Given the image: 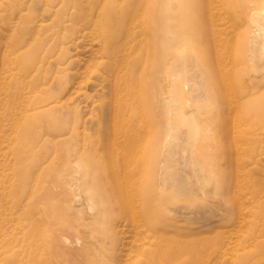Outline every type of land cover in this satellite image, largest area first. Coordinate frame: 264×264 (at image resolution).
<instances>
[{"label":"rangeland","instance_id":"374dc122","mask_svg":"<svg viewBox=\"0 0 264 264\" xmlns=\"http://www.w3.org/2000/svg\"><path fill=\"white\" fill-rule=\"evenodd\" d=\"M175 1L0 0V264H45L26 241L40 217L54 242L85 246L81 259L59 255L58 264H156L161 244L177 242H187L190 264H264V75L250 41L263 0H177L174 9ZM203 3L208 26L195 34L189 26ZM131 6L142 20L127 38L130 25L120 22ZM166 17L184 25L177 54L163 42ZM201 84L207 106H184ZM193 111L202 124L197 141L183 124ZM171 137L185 142L183 152L164 148ZM182 155L205 170L195 199H181L185 218L173 219L169 207L181 205L171 197L175 176H191ZM77 175L93 202L79 225L65 190L73 194ZM159 202L167 214L154 223L178 231L173 243L145 217Z\"/></svg>","mask_w":264,"mask_h":264},{"label":"bare ground","instance_id":"6f19581e","mask_svg":"<svg viewBox=\"0 0 264 264\" xmlns=\"http://www.w3.org/2000/svg\"><path fill=\"white\" fill-rule=\"evenodd\" d=\"M168 0H165V2H167ZM200 1L201 0H199V2L198 3H200ZM107 2H108V0H107ZM185 2V1H184ZM115 3V2H114ZM113 3V4H114ZM104 4V3H103ZM116 4V3H115ZM99 5V4H98ZM111 5V4H110ZM198 5V6H197ZM196 5V9H201V12H198V13H196V11L194 12V14H193V20L191 21V25L189 26L191 29H193V32H194V30H196L197 28H206L207 26H208V21L204 18V14H207L206 12L203 14V12L205 11V8L206 7H208L207 6V4H205V3H203V5L202 4H197ZM106 6V5H105ZM109 6V5H108ZM111 6H113V5H111ZM111 6H109V7H111ZM142 7V6H141ZM143 7H144V5H143ZM179 7H181V2H179V1H175V6H174V9H179ZM114 8H116V7H114ZM119 8V4H118V6H117V8L116 9H118ZM129 8V10H130V12L131 13H128V15H125V18H124V20H122L121 22H120V24H121V28H123V26H125V25H130L127 29H126V37L128 38L130 35H132L133 34V29H135L134 27H136V26H139L140 25V22H138V20L140 19V20H142V17L141 16H138L137 14H135V16L133 17L132 16V12L133 11H135L136 9H134L135 7L134 6H131V7H128ZM102 9V8H101ZM116 9H114V10H116ZM144 9V8H143ZM200 11V10H199ZM257 14H256V17L258 18V21L259 22H257V24H256V26H255V28H254V30H253V32H252V35H251V39H250V41L252 42V44H253V46H254V49H255V55H256V58H257V60H258V63H259V65H260V69L259 70H261V71H258V72H261V73H263V75H264V0L261 2V4H260V6L257 8V12H256ZM131 14V15H130ZM207 17V16H206ZM175 18V17H174ZM227 18V17H226ZM166 19L168 20V22L166 21V23H165V25L162 27L164 30H166L168 33H169V31L168 30H170V36H167V35H165L164 37H163V42H165L166 43V47H168L169 45H173V48L175 49V51H176V54H177V51L179 50V48H180V46H181V42H184L186 39H187V37H186V35H184L183 34V27H184V25H183V23L182 22H180V20L179 19H176L175 18V21H174V23H172V26L170 25V18H168V17H166ZM128 22V23H127ZM124 23H126L125 25H122V24H124ZM138 23H139V25H138ZM143 23V22H142ZM169 23V24H168ZM118 24V23H117ZM233 24V23H232ZM107 25V23L105 24V26ZM115 26H116V23H115ZM143 26H145L144 25V23H143ZM140 27V26H139ZM142 27V26H141ZM137 28V27H136ZM113 29H116V28H113ZM144 29V27L142 28V30ZM198 30V29H197ZM140 31V30H139ZM143 31H145V30H143ZM117 32H119V31H117ZM142 32V31H141ZM191 32V31H190ZM192 32V33H193ZM192 33H191V35H192ZM195 33V32H194ZM237 33V32H236ZM99 34H100V32H99ZM196 34V33H195ZM188 36H190V33L188 34ZM206 36V35H205ZM99 37H100V35H99ZM192 37H194L193 35H192ZM130 38V37H129ZM236 39H237V37H236ZM97 40V39H96ZM207 40V39H206ZM206 42V41H205ZM236 42V41H235ZM210 43V42H209ZM204 44H206L207 45V43H204ZM206 48H207V46H206ZM252 51L253 50H251V53H252ZM17 52V51H16ZM182 52V51H181ZM195 54V53H194ZM216 54V53H215ZM254 54V53H253ZM181 56V55H180ZM252 56L253 55H250V57L252 58ZM17 57H18V55H17ZM175 59H174V64H176V58L177 57H174ZM120 60V59H119ZM17 61H20V60H18V58H17ZM32 61V60H31ZM250 62H252V61H250ZM115 65V64H114ZM248 65V64H247ZM259 68V67H258ZM257 68V69H258ZM21 69H23V68H21ZM220 70V69H219ZM118 72V71H117ZM121 72V71H120ZM179 73H181V72H179ZM188 74H190V76H191V79H190V82H191V84H192V86L194 87V77H193V75H191V73H188ZM257 74V73H256ZM25 75H27V74H25ZM256 76V75H255ZM260 76V75H259ZM259 76H256V77H259ZM262 77V76H261ZM172 80H174V78L172 77L171 78ZM183 81H184V79H182ZM196 80H198V78H196ZM185 83V88H190V83L188 82V81H185L184 82ZM201 83V82H200ZM138 86L140 85L139 83L137 84ZM117 86V85H116ZM204 89V87H203V85L201 84V87H200V90L198 89V90H195V96H194V101L193 102H196V104H194L192 101H188V102H186V103H183L184 104V106H187V107H192L193 105H194V107H202L203 108V104H205V106H207L206 105V98H207V94L209 93V90L207 91V90H203ZM31 88L28 90V92L31 94L32 92H31ZM201 92V93H200ZM200 93V94H199ZM220 99V98H219ZM25 113V112H24ZM27 114V113H26ZM23 115V117H25L24 116V114H22ZM28 115V114H27ZM30 116V115H29ZM215 117V116H214ZM29 118V119H28ZM1 119V118H0ZM25 119L27 120L26 122H29L30 120H31V122L30 123H37L36 121H38V120H36V118L34 119V117H25ZM216 120H217V118H216ZM2 119H1V121H0V123H2ZM13 121V120H12ZM16 122V121H15ZM39 122H43V120H40ZM213 122H214V120H213ZM3 124H5V123H3ZM19 124H21V123H19ZM183 124L186 126V127H188V129H189V137H191V138H194L195 140L197 139V137H199V135H200V133H201V128H202V124L200 123V120L199 119H195L194 118V111L192 112V113H190V114H187V113H185V115H184V121H183ZM2 124H0V126H1ZM37 125V124H36ZM19 126V125H18ZM211 127V126H210ZM1 128V127H0ZM173 128V127H172ZM2 132V131H1ZM197 141V140H196ZM173 142V143H172ZM175 142H177V141H173V138L171 137L170 138V140H168L167 142L165 141V143H163L166 147H164V148H172V147H174V146H176V148L177 149H180L182 152H183V150H184V146L186 145L185 144V142L184 143H181V145H180V142H178V144L180 145H173ZM127 144V143H126ZM154 150V149H153ZM162 154H163V152H161ZM165 154V153H164ZM68 155V154H67ZM92 155V154H91ZM151 155V154H150ZM63 156V155H62ZM66 156V155H65ZM156 156V155H155ZM182 158H183V155H182ZM63 159V158H62ZM61 159V160H62ZM191 159V162H187V159H184L183 158V161H184V163H183V168L184 169H189V170H191V176L189 175V174H185L184 172L183 173H181V172H178L177 173V175L175 176V179H177L178 180V183L177 184H174V188L172 189V192H171V197L173 198V199H177L176 201H178L179 200V203H181V205L179 204V205H177L176 204V206L174 205V206H171V207H169V210L171 211V215H173L174 217H176V218H173V219H177V217L179 216V215H181L180 217H184L185 216V214H186V212H183V211H180V210H183V208H187L185 205H187L188 203L187 202H181V199L182 198H185V197H188L189 196V198H191V197H193L194 196V199H195V197L197 196V194L201 191V189H199V187H200V183H201V179H202V176H203V173H204V170H205V168H204V166L203 165H201V164H198L197 163V161H196V159L195 158H190ZM151 161V160H150ZM65 163H66V161H65ZM77 163H79V162H77ZM151 164H152V161H151ZM78 165V164H77ZM63 167V166H62ZM123 169V168H122ZM80 170V169H79ZM78 170V171H79ZM124 170H125V168H124ZM62 171V170H61ZM60 171V172H61ZM77 171V172H78ZM82 171H80V174L79 173H77V174H79V175H81L82 173H81ZM86 172H87V170H86ZM89 172H92L91 170L89 171ZM88 172V173H89ZM215 172V171H214ZM114 173V172H113ZM91 174V173H90ZM214 174V173H213ZM88 175H86V177H87ZM91 176H92V174H91ZM91 176H90V178H91ZM81 178H83V177H81ZM81 178H80V176H79V178H78V175H77V178L75 179V180H73V183H72V186H73V188H72V191H73V194H71L70 195V192H69V189L68 188H66L65 190H66V193H69V198L70 199H68V200H70V202H71V204H70V210H72L73 211V215H71V217L72 216H75V217H70L71 219H73V218H75V219H73V220H70V221H74L75 220V222H76V225H79V222L80 223H82L83 224V222H82V218H84L85 216L84 215H90V213L88 212V214H86V210L87 209H85L84 210V208L85 207H87V208H90V209H88V210H91V208H93V202H92V200L91 199H89V198H85V196L87 195L86 194V188L88 189V187H89V184H87V183H85L86 184V186L85 185H83V182H81ZM89 178V179H90ZM214 178V177H213ZM89 179H88V181H89ZM57 180H59V179H57ZM64 180L66 181L67 179H65L64 178ZM60 181V180H59ZM57 183H58V185L59 186H61V185H64V183L63 184H59L60 182H58L57 181ZM57 183H54V184H57ZM89 183V182H88ZM57 185V186H58ZM54 186H56V185H54ZM58 186V187H59ZM62 187V186H61ZM98 187V186H97ZM63 188V187H62ZM83 188H85V190H84V195H83ZM54 189V188H53ZM59 189L60 188H58L57 189V187H56V191L57 192H55L56 193V196H54V194H52L54 197H58V196H61V193H60V195H59ZM61 190H64V189H61ZM106 190V189H105ZM204 190H206L205 188H204ZM53 191V190H52ZM115 191V190H114ZM119 191V190H118ZM62 192V191H61ZM128 192H129V190H128ZM104 193V192H103ZM48 194V193H47ZM86 194V195H85ZM105 194V193H104ZM128 195H129V193H127ZM51 195V196H52ZM58 195V196H57ZM66 195H68V194H65V196ZM102 195V194H101ZM117 195V194H116ZM50 196V197H51ZM62 196H63V193H62ZM84 196V197H83ZM108 196V195H107ZM114 196V195H113ZM18 197V196H17ZM25 197V196H24ZM48 197H49V195H48ZM66 197H68V196H66ZM103 197V196H102ZM101 197V198H102ZM111 197V196H110ZM131 197V196H130ZM129 197V198H130ZM22 198V197H21ZM104 199H105V197H103ZM108 198V197H107ZM53 199V198H52ZM64 199V198H63ZM109 199V198H108ZM47 200L50 202V199H48L47 198ZM47 200H45L46 202H48ZM57 200V199H56ZM67 199H66V201H68ZM102 200V199H101ZM110 200V199H109ZM116 200V199H115ZM160 199H157V201H159ZM59 200H57V202H58ZM60 201H62V200H60ZM128 201V200H127ZM244 201V200H243ZM24 202V201H23ZM45 202V203H46ZM69 202V201H68ZM67 202V203H68ZM105 202H107L108 203V201H105L104 200V203ZM150 202V201H149ZM224 202V201H223ZM242 202V201H241ZM26 203V202H25ZM41 203H42V201H41ZM44 203V204H45ZM63 203H65V201H63ZM119 203V202H118ZM47 204V203H46ZM45 204V205H46ZM50 204V205H49ZM48 205L50 206V207H48V208H55V206H56V208L58 207L57 206V203H55V206H52L51 207V203H49ZM109 204V203H108ZM69 205V204H68ZM104 205V204H103ZM107 205V204H106ZM105 205V206H106ZM120 205V204H119ZM118 205V206H119ZM189 205V204H188ZM224 205V204H223ZM19 206V205H18ZM22 206V205H21ZM66 206V205H65ZM65 206L63 205V207L65 208ZM131 206H133V205H130V207ZM147 206H148V203H147ZM164 205L162 204V202L160 203H157V204H150V207L148 208V207H146L145 208V206H143L146 210H145V217H148V218H150V220H149V224H151L152 222H153V225H152V227L154 228V229H158L159 230V232H161V234H163V235H166V236H163L162 235V237L163 238H169L170 239V237H173L174 239L173 240H170V242H168V243H173V241H175V238H176V235L177 234H173V233H177L178 231H173V230H176V229H171V227H170V225H168V223L166 222V220H165V222L166 223H159V222H157V223H154V221L155 220H157L158 218L159 219H162V217L163 216H166L165 214H167V213H165L164 211H165V208L163 207ZM13 207V206H12ZM120 207H122L121 205H120ZM238 207V206H237ZM56 208H55V210H56ZM60 208V207H59ZM63 208V209H64ZM111 209H112V207H110ZM115 208H117V206L115 207ZM133 208V207H132ZM143 208V209H144ZM40 209H42V208H40ZM67 209V208H66ZM66 209H64V210H66ZM101 209V208H100ZM103 209H105V208H103L102 207V211L100 210V211H98L97 210V212H105L106 213V216H107V208L105 209V210H103ZM212 209V208H211ZM122 210V209H121ZM240 210V209H239ZM42 211V210H41ZM50 211H52L51 209H50ZM53 211H54V209H53ZM57 211V210H56ZM71 211V212H72ZM84 211H85V214H84ZM94 211V210H93ZM92 211V212H93ZM115 211V210H114ZM58 212H60L59 211V209H58ZM62 212H65V213H70L71 214V212H67V211H63L62 210ZM37 213V212H36ZM35 213V214H36ZM101 213H99V214H101ZM105 213H103V215L105 214ZM199 213V212H198ZM48 214H49V212H48ZM60 214H64V213H61L60 212ZM92 214V213H91ZM94 214L95 213H93V215L92 216H94ZM96 214H98V213H96ZM140 214H142V213H140ZM207 214V213H206ZM239 214V213H238ZM37 215V214H36ZM50 215V214H49ZM88 215V216H89ZM198 215V214H197ZM200 215V214H199ZM44 216V215H43ZM52 217L54 216V215H51ZM56 216V215H55ZM68 216V215H67ZM70 216V215H69ZM98 216V215H97ZM99 216H101V215H99ZM140 217H141V215H139ZM191 217L193 216L192 214L190 215ZM29 217H31V216H29ZM35 217V216H34ZM34 217H32V220L34 219ZM37 217H39V216H37ZM104 217V219H106L105 218V216H103ZM137 217V216H136ZM64 218V217H63ZM63 218H62V220H63ZM68 218V217H67ZM69 218V219H70ZM97 218H99L98 220H100L101 218L100 217H97ZM185 218V217H184ZM38 219V218H37ZM41 219V220H40ZM46 218H39L38 220H39V223L35 220V222H32V229L33 228H35L36 229V232H34V231H32V229H31V231L29 230V233H27L28 235H29V238H30V240H26L27 241V243H29L30 244V246H32V245H34V248L35 249H39V251H38V253H40V254H42V255H45L46 256V258H38V259H42L44 262H45V264H58L57 263V257H60V256H64V257H66V258H68L69 259V261L70 260H72V262L73 261H76V260H79V259H81V257H82V255H81V248H82V246H83V248H82V251H83V253H84V250H85V246L84 245H82L81 247H73V246H69V245H67V242H66V240H64V238L63 237H61V239L63 238V240H61L60 238H59V236L61 235V234H59L57 237L61 240V241H58V243H56V242H54L55 240L54 239H56V237H55V235H54V232L53 233H51V234H49V228H50V225H49V228L46 226L47 225V223L44 221ZM69 219H67V220H69ZM87 219H88V217H87ZM93 219V218H92ZM95 219H96V216H95ZM140 219V218H139ZM143 218L141 217V221H143L142 220ZM31 220V219H30ZM33 220V221H34ZM65 220V219H64ZM81 220V221H80ZM86 220V219H85ZM85 220H83L84 222H86ZM103 219H101V221H102ZM241 220V219H240ZM41 221V222H40ZM66 221V220H65ZM96 221H97V219H96ZM137 221V220H136ZM135 221V222H136ZM51 223L53 222V221H50ZM55 222V221H54ZM100 222V221H99ZM103 222V221H102ZM101 222V223H102ZM134 222V219L132 220V223ZM241 222V221H240ZM31 223V222H30ZM70 222H68V224L67 225H70L69 224ZM74 223V222H73ZM92 223H95V224H97L95 221H93ZM137 223V222H136ZM62 224H63V221H62ZM89 224H90V222H89ZM142 224V227L143 226H145L144 225V222L143 223H141ZM30 225V224H29ZM54 225H56V223H54ZM57 225H58V223H57ZM72 225V224H71ZM70 225V226H71ZM75 225V224H74ZM85 225H88V223H85ZM173 225V224H172ZM35 226V227H34ZM137 226H139L140 227V225H137ZM136 226V227H137ZM174 226H176V227H178V225H175L174 224ZM51 227H53L52 225H51ZM72 227V226H71ZM84 227V226H83ZM83 227H81V228H83ZM135 227V228H136ZM148 227V226H147ZM240 227V226H239ZM57 227H55V228H53V229H55V230H61V228H58V229H56ZM69 228V227H68ZM77 228V227H76ZM76 228L74 227V229L76 230ZM138 228V227H137ZM34 229V230H35ZM52 229V230H53ZM134 229V228H133ZM153 229V230H154ZM65 230V229H64ZM71 230H73V227L71 228ZM74 230V231H75ZM79 230V229H78ZM67 231H68V229H67ZM73 231V232H74ZM135 231H136V229H135ZM147 231V230H146ZM44 232H45V235H44ZM60 232V231H59ZM69 232V231H68ZM72 232V231H71ZM78 232V231H77ZM76 232V233H77ZM82 233V232H81ZM26 234V235H27ZM31 234H33V236L32 237H30V235ZM63 234V233H62ZM75 234V233H74ZM136 234V233H135ZM81 235V234H80ZM37 237L39 238V237H42L43 239H42V241H40V239H39V241H40V243H39V245L37 246V244H36V239H37ZM78 237H80V236H78ZM111 237V236H110ZM137 237V236H136ZM161 237V240H163V238ZM57 238V239H58ZM112 238V237H111ZM143 238V237H142ZM141 238V239H142ZM144 239V238H143ZM177 239V238H176ZM107 240V239H106ZM166 240H168V239H166ZM25 241V242H26ZM165 241V240H164ZM178 241V240H177ZM176 241V242H177ZM189 241V240H188ZM166 242V241H165ZM175 242V243H176ZM183 242V241H182ZM56 243V244H55ZM177 243H179V242H177ZM177 243L174 245V244H172V246L170 245V246H164L163 244H161V246H160V250H159V257H158V261H157V263L156 264H190V260H191V255H192V252H191V255H190V257L188 258H186V257H184V256H187V251H186V246L188 245L187 244V242L186 243H182V244H178L177 245ZM77 244L80 246L81 245V242H80V240H79V238H78V242H77ZM146 244V243H145ZM144 244V245H145ZM151 245V244H150ZM159 245V244H158ZM158 245H157V247H158ZM166 245V244H165ZM168 245V244H167ZM154 247H156V246H154ZM190 250H192V249H190ZM36 251V250H35ZM138 251V250H137ZM32 252V251H31ZM26 253V252H25ZM194 253V252H193ZM198 254V253H197ZM196 254V255H197ZM60 255V256H59ZM40 256V255H39ZM195 256V255H194ZM198 256V255H197ZM196 256V257H197ZM200 256V255H199ZM41 257V256H40ZM61 257V258H62ZM136 257V256H135ZM148 257V256H147ZM146 257V258H147ZM22 258V257H21ZM84 258H85V255H84ZM149 258V257H148ZM194 258V257H193ZM201 258V257H200ZM31 259H33L32 257H31ZM128 259V258H127ZM198 259H199V257H198ZM197 259V260H198ZM62 260H65L64 258H62ZM67 260V259H66ZM151 260V259H150ZM200 260V259H199ZM203 260V259H202ZM60 261V260H59ZM147 261V260H146ZM201 261V260H200ZM16 262V261H15ZM30 262V261H29ZM64 262V261H63ZM193 262L195 263V260H193ZM41 263V262H40ZM71 263V262H70ZM69 262H68V264H70ZM199 264V263H198ZM203 264V263H202Z\"/></svg>","mask_w":264,"mask_h":264}]
</instances>
